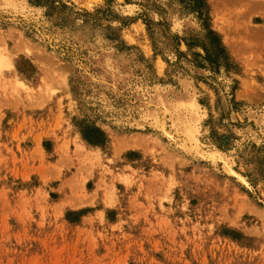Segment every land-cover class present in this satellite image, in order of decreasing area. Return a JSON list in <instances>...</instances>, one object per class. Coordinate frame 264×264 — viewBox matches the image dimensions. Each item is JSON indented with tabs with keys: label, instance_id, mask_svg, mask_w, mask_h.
<instances>
[{
	"label": "rangeland",
	"instance_id": "rangeland-1",
	"mask_svg": "<svg viewBox=\"0 0 264 264\" xmlns=\"http://www.w3.org/2000/svg\"><path fill=\"white\" fill-rule=\"evenodd\" d=\"M0 264H264V0H0Z\"/></svg>",
	"mask_w": 264,
	"mask_h": 264
},
{
	"label": "trees",
	"instance_id": "trees-1",
	"mask_svg": "<svg viewBox=\"0 0 264 264\" xmlns=\"http://www.w3.org/2000/svg\"><path fill=\"white\" fill-rule=\"evenodd\" d=\"M81 136L90 144H101L104 141V134L98 128L84 126L81 130Z\"/></svg>",
	"mask_w": 264,
	"mask_h": 264
},
{
	"label": "bare ground",
	"instance_id": "bare-ground-1",
	"mask_svg": "<svg viewBox=\"0 0 264 264\" xmlns=\"http://www.w3.org/2000/svg\"><path fill=\"white\" fill-rule=\"evenodd\" d=\"M261 1V0H260ZM256 2H258L259 3V0H256ZM263 4V3H262ZM263 13V12H262ZM221 30V29H220Z\"/></svg>",
	"mask_w": 264,
	"mask_h": 264
}]
</instances>
